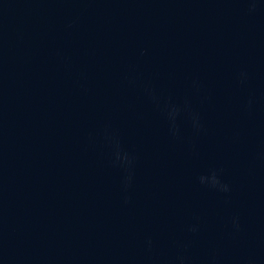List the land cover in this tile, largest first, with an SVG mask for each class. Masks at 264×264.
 <instances>
[{
	"label": "water",
	"instance_id": "obj_1",
	"mask_svg": "<svg viewBox=\"0 0 264 264\" xmlns=\"http://www.w3.org/2000/svg\"><path fill=\"white\" fill-rule=\"evenodd\" d=\"M0 264H264V0H0Z\"/></svg>",
	"mask_w": 264,
	"mask_h": 264
}]
</instances>
